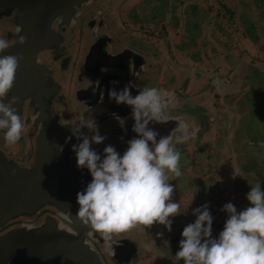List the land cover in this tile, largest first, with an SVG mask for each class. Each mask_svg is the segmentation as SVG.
<instances>
[{"label":"flooded vegetation","instance_id":"1","mask_svg":"<svg viewBox=\"0 0 264 264\" xmlns=\"http://www.w3.org/2000/svg\"><path fill=\"white\" fill-rule=\"evenodd\" d=\"M222 2L224 9L230 4L227 11L231 16L229 27L218 20L210 23L204 17L195 24L193 34L187 25L186 8L191 5L206 10L197 2L94 0L82 9L73 25H65L61 19L54 22L53 28L62 38H58L57 44L54 42V47L37 49L36 63L21 66L18 62L19 74L15 75L10 93L4 98L7 102L6 98L9 99L14 89L38 94L45 91L51 95L53 113L59 115L62 122L71 124L93 117L99 134L105 136L100 144L90 145L97 152L111 144L122 153L127 147L126 141L137 135L131 130L130 106L116 104L107 95L110 87L122 89L129 81L132 95L140 88L155 87L165 98L163 116L167 121L150 122L147 126L158 133L157 139L171 132L175 141L181 134L176 128L178 122L186 125L189 139L174 144L180 153V176L168 173V183L173 185L170 199L179 203L181 213L171 217L170 231L154 222L150 226H132L121 236L111 235L110 241L127 238L136 248L132 260L125 264H183V259L176 260L174 254L179 248L182 228L194 220L193 208L207 202L213 217L211 235L215 237L226 219V213L221 210L224 203H233L239 211L249 204L245 193L250 184L258 180L264 190V12L260 13L264 10V1ZM237 10H243L249 19L245 21L241 13L237 22ZM203 21L212 27L205 35L204 44L212 51L217 45L227 51L223 56L228 63L227 73L221 70L222 63L217 68L219 74L225 73L223 77L228 74L227 84L216 86L213 75L206 81L205 77L200 79L204 73L205 76L210 74L205 72L208 65L197 69L199 72L192 77V71L186 69L190 60L196 63L199 57L202 59L199 51L191 52L189 43L194 44L197 38L203 37ZM17 24L16 12L0 17V38L11 44ZM219 32L223 38L217 35ZM176 33H180L179 36L185 34L184 42L180 43L182 47L187 46L185 54L189 59L180 61L181 65L172 73L174 66L166 69L162 66L172 61L167 40ZM25 50L30 49L26 47ZM6 54L12 55L11 48L0 52V55ZM194 85L199 87L195 89ZM252 91L256 96L249 104L246 98ZM20 105L21 113L18 101L14 104L24 126L21 137L8 145L3 141V130H0V155L28 168L37 160L43 124L36 119L39 106L33 97L22 98ZM251 114L256 115L253 130L247 132L244 129V134L240 135L242 118ZM80 131L91 135L87 128L82 127ZM233 168L239 169L241 176L232 178ZM58 212L60 209L54 204L42 205L38 215L24 213L10 219L0 227V235L29 221L35 220L31 225L41 224ZM148 233L155 239L153 246L147 242ZM129 245H126L125 258ZM97 249L102 251L103 244L98 243ZM117 254L118 257H114L107 252L103 260L108 264H121L119 251Z\"/></svg>","mask_w":264,"mask_h":264},{"label":"clouds","instance_id":"2","mask_svg":"<svg viewBox=\"0 0 264 264\" xmlns=\"http://www.w3.org/2000/svg\"><path fill=\"white\" fill-rule=\"evenodd\" d=\"M24 41L23 35L16 39L21 44ZM8 47V41L0 38V52ZM17 65L16 55H0V130L8 145L20 139L24 127L14 107L18 98L10 96L4 101L12 88ZM130 84L131 81L122 89L110 87L107 92L109 100L130 106L131 130L137 134L126 141L127 147L122 153L111 144H106L101 152L90 146L105 139L99 134L93 117L71 123V134L79 141L71 145L75 165L87 169L91 177L76 192V218L87 226L88 235L94 231L104 239L137 224L150 226L155 222L170 231L171 217L181 213L179 203L170 199L173 185L168 183V173L180 176V153L174 144L189 139L186 125L178 122L176 128L181 134L175 141L171 132L157 139L158 133L147 126L150 122L167 121L163 116L165 98L155 87L140 88L132 95ZM82 127L91 135L81 132ZM231 175L232 178L241 176L236 168ZM250 185L245 193L248 206L237 211L231 202L222 205L226 219L215 237L211 235L213 217L207 202L192 209L194 220L180 232L176 260L182 258L183 264H264V190L258 180ZM63 227L57 225L58 230Z\"/></svg>","mask_w":264,"mask_h":264},{"label":"water","instance_id":"3","mask_svg":"<svg viewBox=\"0 0 264 264\" xmlns=\"http://www.w3.org/2000/svg\"><path fill=\"white\" fill-rule=\"evenodd\" d=\"M93 1L0 0V17L13 12L18 15V27L9 44L12 55L18 57L21 66L36 63L37 49L54 47V42L57 44L58 38H62L53 28L54 22L61 19L65 25H73L82 9ZM21 35L25 37L22 44L16 42ZM26 47L30 50L26 51ZM16 72L18 76V68ZM11 96L18 98L20 113L22 98L33 97L39 106L36 119L43 127L34 166L20 167L0 155V227L24 213L38 215L45 204H54L60 212L41 224L31 225L35 220L29 221L0 235V264H108L103 256L111 252L118 257V251L119 263H129L136 252L129 239L110 241L94 231L88 235L87 226L76 218V192L81 191L91 177L87 169L75 165L71 145L78 143L77 138L71 134V124L62 122L60 116L53 113L51 95L45 91L38 94L14 89ZM57 225L64 227L58 230ZM98 243L103 244L102 251L97 249ZM127 243L131 246L127 247L128 257L125 258Z\"/></svg>","mask_w":264,"mask_h":264},{"label":"rangeland","instance_id":"4","mask_svg":"<svg viewBox=\"0 0 264 264\" xmlns=\"http://www.w3.org/2000/svg\"><path fill=\"white\" fill-rule=\"evenodd\" d=\"M222 1H226V3L228 2V0H197V1L196 0H187L188 3L197 2L199 6L206 8V10H204L202 8L196 9V7L191 6V5H190L191 7L188 6L186 8L187 16H189L187 25H189V27L193 30V34H195V31L193 29L195 24L199 21V18H200V20H203L204 17H206V19L210 23H213L215 20H218L223 25H226V26L228 25L227 27H229L228 21H229V19H231V16L229 13H227V11H229V9H230V4L226 7V9H224V7L222 6V3H223ZM229 1H231V0H229ZM243 10H245V9H243ZM242 11L237 10V12H239V14H236V17H235V19H237L236 20L237 22H239L238 18H240ZM262 12H264V10H260V13H262ZM123 13L125 14V11H123ZM196 13H198L200 15H197L198 16L197 17ZM205 13H206V15H205ZM190 15H191V17H190ZM242 18L246 21L247 19H249V16L243 12ZM211 28L212 27L209 26L207 21H203V34H204L203 37L197 38V41L194 44L189 43V44H191L190 48H189L191 50V52H193V51L198 52L199 51L202 59L200 60V57H199L197 59L196 63H194L192 60H190L188 66H186V69H189L192 71L191 72V77H192V74H194V73L196 74V72H199L197 69L202 68V66L208 65L209 69H208V71H205V72H210V74H206V76H205V73H204V75L202 73L203 77H200V79L202 78V80H203V78L205 77V81H206V80H209L211 75H213L214 77L213 76L212 77L214 78V84L216 86H218L217 84H219V83L221 85L227 84L226 78L228 77V74L226 76H224L225 78L222 76L225 73H227V72H225V68H226L228 63L225 62V60L223 59V56H226L227 51H224L223 48H221L217 44H216L217 46L215 47L216 49L212 51L211 48L208 47V45L204 44V40H206L205 35L207 32H209V30H211ZM155 30H156V32L158 31L157 28ZM180 33H176V35L171 36L167 40V45L169 46V49H170V50L169 49H167V50H169V55H171L172 61H170L169 63H165L162 66V68L166 69L170 66H172V67L174 66L173 68H171L172 73L174 72V68L176 66L181 65V63H179V62L180 61L183 62V59H185L187 57L185 54L187 46L182 47V43H180L182 40L184 42L185 34L183 33V36H179ZM217 35L220 36L221 38L224 37V35L220 32ZM226 42L228 44V41H226ZM178 59H179V61H175ZM187 59H189V57H187ZM220 63H222L221 70H223L225 73L219 74V72H217L218 71V69H217L218 64H220ZM184 66L185 65L183 64V67ZM259 68L261 69V67H259ZM166 76H168V72L166 73ZM215 85H212V86H215ZM194 87H195V89H197V87H199V85L198 86L194 85ZM254 96H256V93L254 91H252L250 93V96L248 98H246V101L249 104H251L252 100H255V99H253ZM255 102L256 101H254V103H253L254 105H255ZM255 116L256 115L253 116L251 114L244 119L242 118L241 124H242L243 129L240 130L241 131V132H239L240 135L244 134V133H242V131L244 132V129L247 130V132H248V130H250V131L253 130L254 127L252 128V126H254V123L256 121ZM257 123H259V121ZM258 135H261V134H258ZM100 150L102 151V148H100ZM223 156L226 157L225 154ZM137 225H134V226L139 227ZM147 242L150 243L151 246H153V244L155 243L154 237L153 236L150 237L149 233H148V241Z\"/></svg>","mask_w":264,"mask_h":264}]
</instances>
